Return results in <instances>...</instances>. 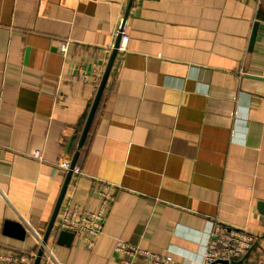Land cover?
Wrapping results in <instances>:
<instances>
[{"label":"crops","instance_id":"1","mask_svg":"<svg viewBox=\"0 0 264 264\" xmlns=\"http://www.w3.org/2000/svg\"><path fill=\"white\" fill-rule=\"evenodd\" d=\"M73 158L44 241L67 175L55 163ZM101 194L93 246L60 238L64 207L96 212ZM261 203L264 0H0V254L149 264L124 262L123 240L202 264L218 223L255 235L264 264Z\"/></svg>","mask_w":264,"mask_h":264},{"label":"built area","instance_id":"2","mask_svg":"<svg viewBox=\"0 0 264 264\" xmlns=\"http://www.w3.org/2000/svg\"><path fill=\"white\" fill-rule=\"evenodd\" d=\"M121 42L119 49L125 47L128 35L124 32L121 23L118 28ZM61 50L65 46H61ZM57 169L64 171L79 172L77 166L71 167V161L63 159L55 163ZM102 203L98 211L90 212L85 209H79L76 204H67L58 221V228L76 235L84 241L86 248L93 246L94 237L98 235L102 227L103 210L110 201V196L101 194ZM257 243V237L245 229L226 227L221 224H214L210 230L206 243L202 264H244L239 261L246 256ZM115 250L122 253L125 258L124 262H132L136 259H142L149 264H177L170 256L160 255L147 249L137 247L126 241L118 240L115 244ZM52 258V253L46 250L41 256ZM36 253L16 252L10 254H0V264H32ZM224 261V263L222 262ZM59 264V263H56ZM247 264V263H246ZM253 264H263L257 261Z\"/></svg>","mask_w":264,"mask_h":264},{"label":"water","instance_id":"3","mask_svg":"<svg viewBox=\"0 0 264 264\" xmlns=\"http://www.w3.org/2000/svg\"><path fill=\"white\" fill-rule=\"evenodd\" d=\"M126 18V16H124V19ZM123 24H124V20H123ZM119 40H120V34H118L117 36V39H116V42L114 44V48L110 54V57H109V60L107 62V65L105 67V70H104V73L102 75V78H101V81L99 83V86L97 88V91H96V94H95V97L92 101V104H91V107H90V110L88 112V115H87V118H86V121H85V124H84V127L82 129V132L80 134V137H79V141H78V147H80V144H82L83 142V139L85 137V135L87 134L88 132V128L90 126V123H91V120L93 118V115H94V112H95V109L97 107V104H98V101H99V98L101 96V93L103 91V88H104V85L106 83V80H107V77H108V74H109V71H110V68H111V65L113 63V60H114V57L116 55V48L118 46V43H119ZM74 166V158L72 159L71 161V167ZM71 174V170H68L67 171V175H66V179L64 181V184H63V187L61 189V192L59 194V197L57 199V202L55 204V207L53 209V212H52V215H51V218L49 220V223L47 225V228L45 230V236H44V241L46 240V237L48 236L50 230H51V227H52V224L54 222V218L58 212V208H59V205H60V202H61V199H62V196L64 194V191H65V186L67 185V182H68V178ZM260 207L264 209V203H261L260 204ZM60 238H65L66 236H72V233L70 232H66V231H63L60 235ZM42 254V250L41 248L37 251L36 253V256L35 258L33 259V262L32 264H38L39 263V260H40V256ZM224 263V261H222Z\"/></svg>","mask_w":264,"mask_h":264},{"label":"trees","instance_id":"4","mask_svg":"<svg viewBox=\"0 0 264 264\" xmlns=\"http://www.w3.org/2000/svg\"><path fill=\"white\" fill-rule=\"evenodd\" d=\"M251 252H247L246 256L243 258V260L241 259L239 262L240 263H244V264H253L256 263L258 260L254 257H251V255H249Z\"/></svg>","mask_w":264,"mask_h":264}]
</instances>
